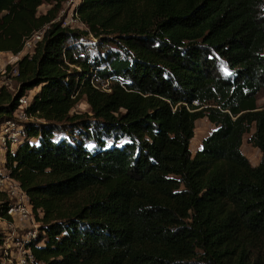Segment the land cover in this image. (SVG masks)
<instances>
[{
    "label": "trees",
    "instance_id": "trees-1",
    "mask_svg": "<svg viewBox=\"0 0 264 264\" xmlns=\"http://www.w3.org/2000/svg\"><path fill=\"white\" fill-rule=\"evenodd\" d=\"M65 2L0 0V52L48 27L17 91L0 87V129L38 89L3 164L37 263L264 264V0H80L75 28L56 22ZM201 119L214 130L192 155Z\"/></svg>",
    "mask_w": 264,
    "mask_h": 264
},
{
    "label": "built area",
    "instance_id": "built-area-1",
    "mask_svg": "<svg viewBox=\"0 0 264 264\" xmlns=\"http://www.w3.org/2000/svg\"><path fill=\"white\" fill-rule=\"evenodd\" d=\"M72 19V25L66 23V25L62 24V26H69L71 28L82 27L75 10L73 11ZM46 29H48V27L34 32L27 38L24 41L21 52L18 54L13 55L11 53L0 52V74H5L8 66H11V76L17 77V62L25 55L31 56L34 54L35 47L42 41ZM32 97L33 95L31 91H29L18 99V107L13 113V119L4 123L0 130V152H3L0 158V192H3L7 197L6 215L11 219V222H7L12 224V222L16 221L19 226L23 225V229L31 227V230L26 233V236L21 241H16L13 250L10 251V248L4 250L3 253L5 258L0 264H39L28 247L31 243L36 241L38 236V224L34 221L29 198L21 189L20 184L15 179L11 178L9 172L3 168L6 152L9 151V153L12 154L17 146L15 143H18L15 141L10 143L11 138H17V136L22 138L21 134L24 125L18 126V130L21 128V131L14 132V120L27 121L29 119L25 110L30 105ZM2 158H4V161H2ZM31 225H33V227ZM12 226H14V223Z\"/></svg>",
    "mask_w": 264,
    "mask_h": 264
},
{
    "label": "rangeland",
    "instance_id": "rangeland-1",
    "mask_svg": "<svg viewBox=\"0 0 264 264\" xmlns=\"http://www.w3.org/2000/svg\"><path fill=\"white\" fill-rule=\"evenodd\" d=\"M79 2L80 0H66V2L62 6L58 18L56 19V22H60L63 25H66V23L72 25L73 11L78 6ZM48 8H49L48 6L43 5L39 8L38 12L45 13ZM84 44L92 46L93 44H95V41L92 40L91 38H88L84 41ZM10 70H11V66H8L6 73L3 75L0 74V87L5 86L10 91H12V93H14L18 89V84L16 78L11 76ZM37 90L38 89L31 90V94L34 95L37 92ZM257 104L258 106L264 108V91H261L260 94L258 95ZM89 112H90L89 106L85 101L79 102L71 111L72 114H90ZM14 122H15V127L13 131L17 132V131H21V128L20 130H18L19 125L21 126V125H25L26 123H31L36 121L35 119H28L27 121L14 120ZM213 130H214V126L211 125L206 119L198 120L195 123V135L192 141L190 142V151L192 155H194L195 152L201 148L202 140L205 139L207 136H209ZM21 136L22 138L18 136L17 138H11L10 143L12 141L18 143L22 142L24 139L23 134H21ZM249 137H250L249 134L244 136L241 152L248 159L250 164L255 167L258 165L260 161L261 154L258 149L250 146V144L248 143ZM2 154L3 152H0V158L2 157ZM2 161H4V158H2ZM13 223L15 226H12ZM12 224L0 219V234L2 235L1 237L2 241H0V263L5 258L3 253L4 250L6 248L7 249L10 248V251L13 250L16 241H21L26 236V233L29 230H31V227L23 229V227L19 226L18 222L16 221L12 222ZM31 226L33 227V225Z\"/></svg>",
    "mask_w": 264,
    "mask_h": 264
},
{
    "label": "crops",
    "instance_id": "crops-1",
    "mask_svg": "<svg viewBox=\"0 0 264 264\" xmlns=\"http://www.w3.org/2000/svg\"><path fill=\"white\" fill-rule=\"evenodd\" d=\"M15 226V225H14ZM21 226H23V225H21Z\"/></svg>",
    "mask_w": 264,
    "mask_h": 264
}]
</instances>
